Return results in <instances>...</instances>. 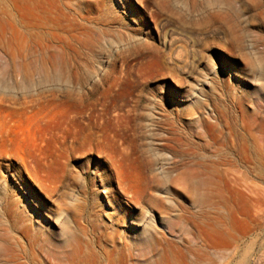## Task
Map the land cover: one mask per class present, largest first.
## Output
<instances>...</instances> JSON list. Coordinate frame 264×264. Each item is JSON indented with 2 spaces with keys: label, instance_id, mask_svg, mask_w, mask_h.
Here are the masks:
<instances>
[{
  "label": "rangeland",
  "instance_id": "rangeland-1",
  "mask_svg": "<svg viewBox=\"0 0 264 264\" xmlns=\"http://www.w3.org/2000/svg\"><path fill=\"white\" fill-rule=\"evenodd\" d=\"M29 1L0 0V264H264V0H35L42 40Z\"/></svg>",
  "mask_w": 264,
  "mask_h": 264
},
{
  "label": "bare ground",
  "instance_id": "bare-ground-1",
  "mask_svg": "<svg viewBox=\"0 0 264 264\" xmlns=\"http://www.w3.org/2000/svg\"><path fill=\"white\" fill-rule=\"evenodd\" d=\"M29 5H31V7H33V9L38 12V15L35 16V19L31 20V21H27V24H29V26L33 27V28H36L38 34H35L39 40H42V35L44 34L42 32V29H43V26H44V18L42 17V15H40V11H42L41 9V6L40 4L35 1V0H30L28 2ZM41 9V10H40ZM45 10V9H43ZM43 14V13H42ZM13 26L17 29L18 27V24L13 21L12 22ZM35 30V31H36ZM36 32V33H37ZM4 37V36H3ZM42 49V48H41ZM10 53V57L9 59H6L4 60L3 62L0 60V63L4 65V67L6 68L7 72L10 70H14V68L16 67L15 65V62H16V52H14V50L12 49V51L9 52ZM43 54H41V58L39 59V64L37 66H35L36 64H32V63H29V62H23L21 61V63L18 65L19 67L25 70H28V74L32 73H38L40 76H41V79L39 80L40 83L41 81L42 82H47V81H56L60 78V67L55 59V57H49V56H46L44 54V52H42ZM35 66V67H34ZM32 67V71L30 72L28 68ZM34 67V68H33ZM27 76L26 73H22V76ZM25 76V77H26ZM33 100L35 99H31L29 101H22L23 104L27 105L28 103H32ZM6 101H8V104L9 105H15V104H18V101L16 99H6ZM21 102V103H22ZM4 139H6V137H4Z\"/></svg>",
  "mask_w": 264,
  "mask_h": 264
}]
</instances>
